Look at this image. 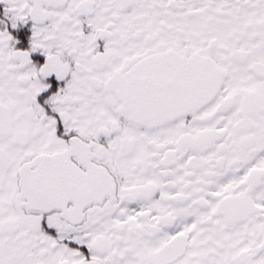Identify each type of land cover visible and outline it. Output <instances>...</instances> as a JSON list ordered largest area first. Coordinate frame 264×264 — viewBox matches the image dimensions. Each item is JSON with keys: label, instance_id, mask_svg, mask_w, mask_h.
Returning a JSON list of instances; mask_svg holds the SVG:
<instances>
[{"label": "snow or ice", "instance_id": "1", "mask_svg": "<svg viewBox=\"0 0 264 264\" xmlns=\"http://www.w3.org/2000/svg\"><path fill=\"white\" fill-rule=\"evenodd\" d=\"M0 264H264V0H0Z\"/></svg>", "mask_w": 264, "mask_h": 264}]
</instances>
